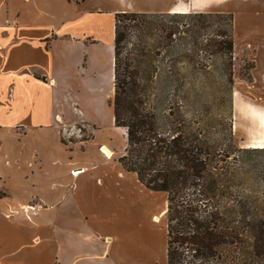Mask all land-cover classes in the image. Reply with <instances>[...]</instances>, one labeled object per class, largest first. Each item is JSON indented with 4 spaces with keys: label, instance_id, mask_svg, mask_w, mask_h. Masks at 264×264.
<instances>
[{
    "label": "crops",
    "instance_id": "0c3cea01",
    "mask_svg": "<svg viewBox=\"0 0 264 264\" xmlns=\"http://www.w3.org/2000/svg\"><path fill=\"white\" fill-rule=\"evenodd\" d=\"M125 11L231 13L233 58L251 64L231 92V129L264 148V0H0V264H167V196L160 205L117 160L124 129L121 147L76 130L94 124L91 94L113 87Z\"/></svg>",
    "mask_w": 264,
    "mask_h": 264
},
{
    "label": "trees",
    "instance_id": "16d2710c",
    "mask_svg": "<svg viewBox=\"0 0 264 264\" xmlns=\"http://www.w3.org/2000/svg\"><path fill=\"white\" fill-rule=\"evenodd\" d=\"M231 21V13L212 11L114 15L111 106L114 126L125 132L117 160L145 187L166 193L167 264H264V209L233 166L231 117L221 141L208 135L202 110L189 118L179 93L188 76L173 72L161 84L154 64L156 55H172L194 79L205 53L231 82ZM238 150L264 155L259 147Z\"/></svg>",
    "mask_w": 264,
    "mask_h": 264
},
{
    "label": "rangeland",
    "instance_id": "374dc122",
    "mask_svg": "<svg viewBox=\"0 0 264 264\" xmlns=\"http://www.w3.org/2000/svg\"><path fill=\"white\" fill-rule=\"evenodd\" d=\"M99 54L102 68L106 71V75L109 76L112 65V52L109 49L107 41L101 43ZM201 56L203 64L197 67L194 79L191 77L193 75L191 67L188 64L180 62L173 63L172 55L166 56L164 53L156 55L154 64L157 67L161 84H163V78L173 72L188 76L179 91L180 95L185 94L187 96L188 102L184 103V105L188 110V116L189 118H194L197 116L199 109L202 110L201 122L205 124L207 134L220 140L222 136L226 137L228 135L229 118L231 117V92L235 80L237 78H245L251 64L250 61L234 60L233 58L230 82L223 75L224 67L219 59L207 57L205 53H201ZM193 92L197 93L196 98L193 96ZM112 97V83L108 82H106V85L102 89L91 94L92 101H88L84 111L86 117L94 121V124L91 123V126H84L82 121L76 124V130L82 139L92 137L95 132L98 141L96 142L97 145L99 141H104L109 147H121L123 145L124 137L122 133L120 134L116 131L113 125ZM63 114L66 118L74 115L71 107H65ZM96 144H91V146L94 147L93 150L95 152H98ZM233 144L234 150L231 156H237V160L233 166L241 173H246L245 178L249 188L253 189L251 200L253 204L264 209V155L261 152L238 150V148L243 147L239 145L235 137ZM104 149L106 150V147ZM105 150L103 151L105 152ZM228 160H231V158L229 157ZM159 192L161 199L159 204L161 205L164 192Z\"/></svg>",
    "mask_w": 264,
    "mask_h": 264
},
{
    "label": "bare ground",
    "instance_id": "6f19581e",
    "mask_svg": "<svg viewBox=\"0 0 264 264\" xmlns=\"http://www.w3.org/2000/svg\"><path fill=\"white\" fill-rule=\"evenodd\" d=\"M176 8H177V7H176ZM181 9H182V8H181ZM181 9H178L177 11H182V10H184V9H182V10H181ZM183 12H186V11H183ZM258 146H260V145H258ZM101 149H102V148H101ZM102 150H105V149L103 148ZM105 152H106L107 155L110 154V152H108L107 150H105Z\"/></svg>",
    "mask_w": 264,
    "mask_h": 264
},
{
    "label": "built area",
    "instance_id": "2783aa9c",
    "mask_svg": "<svg viewBox=\"0 0 264 264\" xmlns=\"http://www.w3.org/2000/svg\"><path fill=\"white\" fill-rule=\"evenodd\" d=\"M101 151H102L104 154H106V152H104L102 149H101Z\"/></svg>",
    "mask_w": 264,
    "mask_h": 264
},
{
    "label": "water",
    "instance_id": "95a60500",
    "mask_svg": "<svg viewBox=\"0 0 264 264\" xmlns=\"http://www.w3.org/2000/svg\"><path fill=\"white\" fill-rule=\"evenodd\" d=\"M106 150H108V149L106 148Z\"/></svg>",
    "mask_w": 264,
    "mask_h": 264
}]
</instances>
